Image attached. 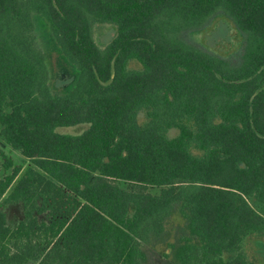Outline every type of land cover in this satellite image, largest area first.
Returning <instances> with one entry per match:
<instances>
[{
	"label": "trees",
	"instance_id": "trees-1",
	"mask_svg": "<svg viewBox=\"0 0 264 264\" xmlns=\"http://www.w3.org/2000/svg\"><path fill=\"white\" fill-rule=\"evenodd\" d=\"M35 12L79 69L67 94ZM219 12L245 34L239 63L182 36ZM100 22L118 28L104 48ZM0 137L29 162L0 145V264H149L174 210V264H259L242 247L264 238V0H0Z\"/></svg>",
	"mask_w": 264,
	"mask_h": 264
},
{
	"label": "rangeland",
	"instance_id": "rangeland-1",
	"mask_svg": "<svg viewBox=\"0 0 264 264\" xmlns=\"http://www.w3.org/2000/svg\"><path fill=\"white\" fill-rule=\"evenodd\" d=\"M33 20L35 22L37 43L45 54L49 69L51 91L58 94H67L73 89L79 78V69L63 52L47 19L35 12L33 13ZM117 33L118 28L114 23L100 22L96 23L93 28L94 39L102 48L108 46ZM182 36L187 41L202 46L214 54L230 59L234 63L241 61L245 34L224 12L217 13L200 29L184 31ZM129 66L131 68H141L140 62L136 59L131 60ZM89 126V123H79L58 127L57 131L64 134L79 135L86 131ZM0 145L17 165H27L29 163L28 159L19 150L14 149L1 137ZM251 203L264 214V205L256 200H251ZM3 209L7 212L8 221L12 225H17L24 218L22 203H11L3 206ZM164 220L166 228L165 239L157 241L150 237L148 241L144 242V249L149 255V264H174L172 258L167 257L165 254L170 251L168 241L186 232L184 219L177 210L171 212ZM242 249L250 261L264 264V238H259L255 235L247 237Z\"/></svg>",
	"mask_w": 264,
	"mask_h": 264
}]
</instances>
